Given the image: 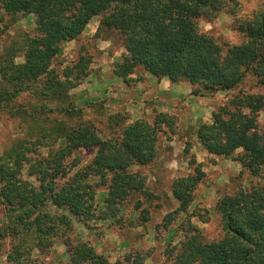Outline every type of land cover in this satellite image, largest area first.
<instances>
[{"label":"trees","instance_id":"trees-1","mask_svg":"<svg viewBox=\"0 0 264 264\" xmlns=\"http://www.w3.org/2000/svg\"><path fill=\"white\" fill-rule=\"evenodd\" d=\"M225 6L226 0H0V23L5 15L21 13L33 15L35 24L32 35L0 51V111L20 117L27 126L26 136L0 154L4 264H47L57 242L69 249L64 264H114L88 240L71 242L72 217L84 224L95 218L100 186L106 187L101 220L116 217L131 194L144 192L145 176L131 168L151 163L159 132L174 125L175 117L163 111L151 120L130 122L114 114L119 133L101 138L94 124L82 119L83 109L70 90L88 76L91 58L80 55L60 71L52 62L94 16H101L97 34L112 31L122 42L123 53L112 71L127 84L141 68L158 79L190 84L194 95L214 96L252 77L261 91L233 93L211 111L209 122H197L194 134L207 153L238 162L251 177L262 174L264 130L258 114L264 109V9L237 20L242 40L230 43L198 25L227 12ZM18 56L23 61L16 62ZM25 92L33 101L16 104ZM78 149L95 154L81 166ZM188 163L192 170L172 182L177 207L164 217L165 226L188 211L204 179L202 163L195 157ZM215 209L221 236L205 240L201 228L188 220L181 241L165 248L160 264H264V182L239 185L220 196ZM148 256L142 253L130 264Z\"/></svg>","mask_w":264,"mask_h":264},{"label":"rangeland","instance_id":"rangeland-1","mask_svg":"<svg viewBox=\"0 0 264 264\" xmlns=\"http://www.w3.org/2000/svg\"><path fill=\"white\" fill-rule=\"evenodd\" d=\"M260 9H264L263 0H226L224 10L227 12L210 21L199 20L198 25L202 31L212 34L219 41L238 43L242 40L243 34L239 32L236 21L250 17ZM230 13L234 15L230 16ZM100 17V15L94 16L78 38L65 42L62 52L52 62V67L60 71L66 65H71L80 55H88L91 58L89 74L97 73L96 67H100L99 65L107 71L104 72V76L102 75L105 78L102 86H98L97 83L88 86L91 96H85L87 90L83 86L86 85L89 74L80 85L70 90L74 103L83 109L82 119L94 124L101 138L119 133L120 127L110 116L114 114L126 117L127 122H130L137 116L151 120L156 112L163 111L172 114L175 121L172 127L164 126L159 132L154 160L147 165H135L131 168L145 176L144 192L131 194L120 206L116 217L101 220L106 187L100 186L96 193L95 218L84 224L76 217H72L73 230L68 235L71 242L88 240L98 252L103 253L114 264H130L142 253H148L149 256L140 264H160L165 259V248L169 244L178 245L181 241V230L186 225V221L190 220L200 227L205 240L217 239L221 236L220 216L215 209L218 198L234 192L239 185L247 187L250 184L264 182V167L258 177H251L247 171L242 170L241 177L235 178L238 174L232 170L235 161L207 153L194 134L197 122L204 121L203 118L209 119L205 121L209 122L210 110L226 102L233 93L238 90L258 92L261 88L252 77H247L235 89L220 91L214 96L194 95L192 87L191 101L186 95L179 100L169 101L166 98H151L139 94V99L148 110L147 112H142L141 109L135 110L131 118L130 110L138 108L128 106L130 110L127 111L124 102L128 98L134 100L136 95L133 96L132 90L126 91L119 85L110 87L109 83L113 77L120 80L113 75L112 69L123 53L122 42L112 31L101 30L99 34L96 33ZM34 29V16L31 14L18 13L15 17L5 15L3 22L0 23V51L8 47L12 41H20L22 36L32 35ZM102 40H107L108 44L101 42ZM21 61L23 56H18L16 62ZM144 72L141 68H137L134 74L141 77ZM97 79L102 80L101 77ZM123 84L127 87L131 83L127 84L123 81ZM106 92L111 94L110 100H101L100 95L105 97ZM29 101L33 100L30 94L25 92L15 103L28 104ZM193 106L197 107L194 109L198 113L191 112ZM53 115L60 117L57 113ZM258 123L259 128L264 130V109L258 114ZM26 133L27 126L20 117L11 116L6 110L0 111V154L14 140L26 136ZM94 154L95 150L75 151L81 166L89 162ZM193 157L202 163L205 171L204 179L195 189L194 199L188 211L176 214L170 224L165 226L164 217L177 207V201L170 191L172 182L176 177L186 175L192 170L188 161ZM95 181L96 179L93 178L92 182ZM143 215H147L148 219L143 220ZM68 252L67 246L57 242L53 251L49 252L46 263L64 264ZM34 255L37 256L36 251ZM0 264H4V257L1 258Z\"/></svg>","mask_w":264,"mask_h":264},{"label":"crops","instance_id":"crops-1","mask_svg":"<svg viewBox=\"0 0 264 264\" xmlns=\"http://www.w3.org/2000/svg\"><path fill=\"white\" fill-rule=\"evenodd\" d=\"M101 42L106 44L107 40H102ZM100 48H103V47H100ZM99 66L100 67H96L97 73L94 74L93 72H91L88 76L89 79L86 81V85L83 84V86H85L84 87L85 90H87L86 91L87 94L85 96H91L90 89L88 88V86L94 85L95 83H97L98 86H102V83L105 81L104 80L105 78L103 76L105 75L104 72H107V71L104 70V68L101 65H99ZM98 70H100V71H98ZM98 77H101L102 80L97 79ZM130 77L132 79L130 82L131 84L127 87H125V85L123 84V79H121V78H119L120 80L118 81L113 77L109 81V83H110V87L119 85L122 89L125 88L126 91L132 90L133 96L136 95V98H134V100H128L129 99L128 98L124 102V104H126V106H127V109H126L127 111L130 110L128 108V106H131L133 108H135V107L138 108V109H134L133 111L130 110V112H131L130 117L131 118L133 117L135 110L138 111L141 109L142 112H144V111L147 112V110H148V108L145 106V104L139 99V94H143V96H149L151 98H156V97H158L160 99L166 98L169 101H172L174 99L179 100V99H181V97L183 95H186V98H188V100H190L193 97V95L191 94L192 86L190 84L184 82V81L179 82V83H173V82H170L167 78L158 79V78L148 74L147 72H144L141 75V77L136 76L135 74H132ZM105 89L106 88H104V90ZM107 93L108 92H106V94ZM110 96H111L110 93L107 94L105 97L102 94L100 95L101 100H104V99L110 100ZM141 104H143L142 107H141ZM164 105H166V104H164ZM163 107H165V106H163ZM194 108H197V107L193 106L192 109L190 108L191 112L193 114L198 113L197 110H195ZM210 116H211V110H210ZM138 118L139 117L137 116L135 119H138ZM197 118H199V117H197ZM203 120L205 122L206 120H209V119L203 118ZM130 121H132V120H130ZM232 170H234V172L239 173L240 171H242V167L238 162H234Z\"/></svg>","mask_w":264,"mask_h":264}]
</instances>
